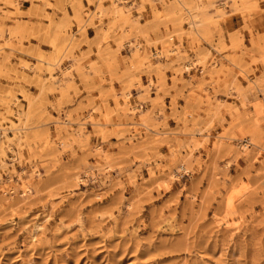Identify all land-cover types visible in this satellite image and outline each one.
<instances>
[{"label":"rangeland","instance_id":"1","mask_svg":"<svg viewBox=\"0 0 264 264\" xmlns=\"http://www.w3.org/2000/svg\"><path fill=\"white\" fill-rule=\"evenodd\" d=\"M28 1L0 0V264H264V0Z\"/></svg>","mask_w":264,"mask_h":264},{"label":"crops","instance_id":"2","mask_svg":"<svg viewBox=\"0 0 264 264\" xmlns=\"http://www.w3.org/2000/svg\"><path fill=\"white\" fill-rule=\"evenodd\" d=\"M53 1L54 0H50L51 3H53ZM91 2L96 4L97 3V0H77V1H74L72 3L67 4L65 6V9H66L67 13L69 15H71L72 13H74L75 9L77 7H79L80 5H82L83 7H92L94 4H92ZM22 3H23V9L24 10L27 9L29 7V5H30L28 0H22ZM54 12H59V11L54 10ZM134 16H138V13L137 12H134ZM146 17H147V21L151 20V17H150V8H149L148 5H145V9L141 13V17L139 19V23L142 24V25L145 24ZM238 17L240 18V16L238 14H236V13L230 15L228 17V19L223 23L224 28H226V29H232V28H234L235 22L238 21V20H235V19H238ZM151 24L152 23H148L146 25V28L145 29H148L151 26ZM160 30L162 31L161 27H160ZM92 32H93V28L92 27H88L87 28V36H88V38H91L92 37V35L90 34ZM149 35H151L150 32H149Z\"/></svg>","mask_w":264,"mask_h":264},{"label":"bare ground","instance_id":"3","mask_svg":"<svg viewBox=\"0 0 264 264\" xmlns=\"http://www.w3.org/2000/svg\"><path fill=\"white\" fill-rule=\"evenodd\" d=\"M231 195V194H230ZM228 199V198H227ZM230 206V205H229Z\"/></svg>","mask_w":264,"mask_h":264}]
</instances>
